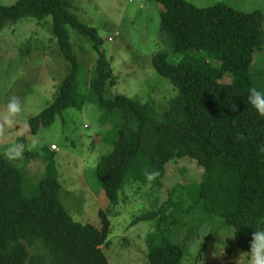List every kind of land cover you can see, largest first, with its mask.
<instances>
[{
    "label": "trees",
    "instance_id": "obj_1",
    "mask_svg": "<svg viewBox=\"0 0 264 264\" xmlns=\"http://www.w3.org/2000/svg\"><path fill=\"white\" fill-rule=\"evenodd\" d=\"M152 1L164 8L161 32L171 49L154 56L153 68L177 92L161 117L152 105L122 95L105 97L114 80L101 50L103 40L70 11L69 1L18 0L0 7V31L5 22L51 17V35L69 66L52 104L29 120L30 132L50 126L65 109L82 108L69 27L89 38L97 51L86 98L114 123L113 152L96 170L109 205H117L129 177L132 184L144 185L145 173L154 171L158 176L153 182L161 186L170 165H192L203 174L197 199L184 214L193 218L200 209L209 213L208 218L219 219L222 229L236 226L235 244L246 253L253 231L264 228V153L259 151L264 145V117L247 101L251 87L264 90V75L253 69L257 53L264 51V12H242L222 3L198 8L185 0ZM170 54L179 55V62L170 63ZM227 76L229 84L223 82ZM23 180L20 170L0 156V264H108L103 252L110 231L106 212H99V228L75 222L61 203L57 178H43L29 198L23 195ZM170 200L171 195L157 210L132 222L152 223L146 235L149 264H182L185 259L176 240L178 230L169 227H178L182 201ZM171 206L174 212L169 215Z\"/></svg>",
    "mask_w": 264,
    "mask_h": 264
},
{
    "label": "rangeland",
    "instance_id": "obj_2",
    "mask_svg": "<svg viewBox=\"0 0 264 264\" xmlns=\"http://www.w3.org/2000/svg\"><path fill=\"white\" fill-rule=\"evenodd\" d=\"M17 1L0 0V7L11 6ZM67 1L77 19L96 29L103 40L101 50L114 80L105 97L122 95L152 105L157 117H161L177 94L171 82L161 77L152 64L155 55L171 53L161 32L163 6L152 0ZM185 1L198 8L222 3L242 12H264V0ZM51 24V17L42 21L25 17L16 23L5 22L0 31V113L4 112L11 97L19 96L23 101V111L16 117L19 125L0 129V156L4 157V148L14 141L37 144L35 149L25 152L22 160L9 161L4 157L24 176V197H32L43 178L54 176L61 185V203L75 222L99 228V212L107 213L110 231L108 246L103 252L108 264H149L146 235L152 230V223L132 222L142 214L157 210L171 195V202L182 201L178 227L173 223L169 226L173 231L178 230L176 240L185 253L182 264H237L243 252L237 248L235 238L225 241L223 256H212L214 245L219 242L216 234L224 230L219 219L208 218L209 213L200 212V209L194 212L193 218L184 214L197 199L195 190L203 174L197 167L188 165L185 169L170 165L161 186L153 181L132 184L128 176L118 193L117 205H109L96 170L102 158L113 152L114 123L109 118L104 119L98 106L86 98L97 51L89 38L69 27L70 44L79 66L76 86L79 98L84 99L82 108L65 109L50 126L41 128L37 134L30 132L29 120L52 104L69 70L51 35ZM168 60L177 63L180 57L170 54ZM254 65L253 69L264 75V51L257 53ZM223 82L229 84L231 78L227 76ZM24 123L28 124V130L20 134L19 128L23 129ZM51 145L58 151L51 152ZM167 209V214H173L172 206ZM204 241L206 248L196 262ZM32 250L29 249L30 254L34 253ZM239 264H247L244 255Z\"/></svg>",
    "mask_w": 264,
    "mask_h": 264
},
{
    "label": "clouds",
    "instance_id": "obj_3",
    "mask_svg": "<svg viewBox=\"0 0 264 264\" xmlns=\"http://www.w3.org/2000/svg\"><path fill=\"white\" fill-rule=\"evenodd\" d=\"M248 104L261 116L264 117V90L257 87H251L248 90L247 95ZM23 111V101L19 96H13L5 105V110L0 113V129L4 126L14 128L15 125H19L16 121V117ZM28 124H23V129L19 128V133L23 134L28 130ZM37 144L33 142L30 145H26L22 141H14L7 145L3 150L4 157L9 161H19L24 158L25 152L31 149H35ZM259 151L264 153V145L259 146ZM158 176L157 172L151 171L145 173L147 181L151 182ZM238 231L237 227L230 225L221 233L216 235L219 237V242L214 245L215 251H213V257L223 256L224 249L226 247L225 241L233 239ZM211 231L209 230L208 234ZM246 257L247 264H264V228H259L252 233L251 241L249 244V251L241 254ZM240 256V259H241ZM240 259L237 261L239 264Z\"/></svg>",
    "mask_w": 264,
    "mask_h": 264
},
{
    "label": "built area",
    "instance_id": "obj_4",
    "mask_svg": "<svg viewBox=\"0 0 264 264\" xmlns=\"http://www.w3.org/2000/svg\"><path fill=\"white\" fill-rule=\"evenodd\" d=\"M50 149H51L52 151H58V149H57V147H56L55 145H51Z\"/></svg>",
    "mask_w": 264,
    "mask_h": 264
}]
</instances>
